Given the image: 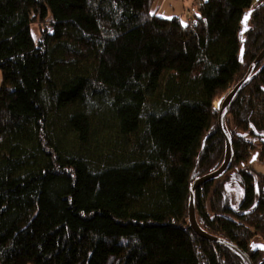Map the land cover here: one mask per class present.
<instances>
[{
  "label": "trees",
  "instance_id": "obj_1",
  "mask_svg": "<svg viewBox=\"0 0 264 264\" xmlns=\"http://www.w3.org/2000/svg\"><path fill=\"white\" fill-rule=\"evenodd\" d=\"M155 1L0 0V264H244L192 230L190 189L224 164L215 103L264 50V0L188 23ZM226 127L197 222L264 264V61Z\"/></svg>",
  "mask_w": 264,
  "mask_h": 264
},
{
  "label": "water",
  "instance_id": "obj_2",
  "mask_svg": "<svg viewBox=\"0 0 264 264\" xmlns=\"http://www.w3.org/2000/svg\"><path fill=\"white\" fill-rule=\"evenodd\" d=\"M248 21V20H247ZM245 24V19H244ZM247 24V22H246ZM245 24V25H246ZM264 61V50L261 52V54L258 56V58L255 60V62L252 64V66L249 68L246 76L244 79L229 93L227 94L219 104L220 114H219V120H218V126L219 131L221 135L223 136L225 142H226V157L223 166L213 172L212 174H209L207 176H204L197 181L193 183L190 189V203H189V224L192 230L195 232V234L202 239L212 242L214 244H217L219 246H223L230 250L233 254H235L241 262L244 264H253L251 258L243 252L241 249H239L237 246L229 243L228 241L214 237L206 232H204L196 218V192L202 188L204 185L208 183H213L222 177H224L228 171L231 169L233 158H234V151H233V145H232V139L231 136L227 130L226 127V118L231 110V107L236 100L237 96L241 93L243 88L246 86V84L252 79L253 74L257 68V66ZM255 159L252 160V162H255L258 158V155L254 156ZM254 245H264L263 243H256ZM255 251L264 252V248H253Z\"/></svg>",
  "mask_w": 264,
  "mask_h": 264
},
{
  "label": "crops",
  "instance_id": "obj_3",
  "mask_svg": "<svg viewBox=\"0 0 264 264\" xmlns=\"http://www.w3.org/2000/svg\"><path fill=\"white\" fill-rule=\"evenodd\" d=\"M206 0H156L152 13L165 19L179 17L186 23L197 13L198 5ZM184 23V22H183Z\"/></svg>",
  "mask_w": 264,
  "mask_h": 264
},
{
  "label": "rangeland",
  "instance_id": "obj_4",
  "mask_svg": "<svg viewBox=\"0 0 264 264\" xmlns=\"http://www.w3.org/2000/svg\"><path fill=\"white\" fill-rule=\"evenodd\" d=\"M198 6H199V5H198ZM183 22L186 23L185 20H184ZM32 33H33V36H34L35 40L38 41V39H39V32H38V29H37V28H33V29H32ZM1 81H2V76H1V73H0V85H1ZM219 104H220V102H216V103H215L216 108H219ZM257 168H258V169H262V170L264 169V167H263L262 165H258ZM236 192H237V191H236ZM236 192L234 193V195L237 194ZM237 196H239V194H237ZM234 204L236 205V201L234 202ZM261 240H262L261 238L256 239V242H257V243H262Z\"/></svg>",
  "mask_w": 264,
  "mask_h": 264
},
{
  "label": "snow or ice",
  "instance_id": "obj_5",
  "mask_svg": "<svg viewBox=\"0 0 264 264\" xmlns=\"http://www.w3.org/2000/svg\"><path fill=\"white\" fill-rule=\"evenodd\" d=\"M247 19H248V17L246 16L245 17V24H246V22H247ZM186 26V25H185ZM245 30H247V29H245ZM253 159H255V157L253 158ZM264 248V245H253V248Z\"/></svg>",
  "mask_w": 264,
  "mask_h": 264
}]
</instances>
